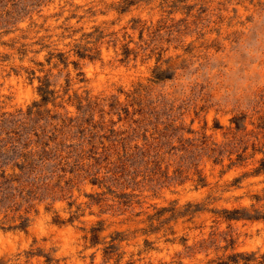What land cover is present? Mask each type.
Listing matches in <instances>:
<instances>
[{
	"label": "rangeland",
	"instance_id": "374dc122",
	"mask_svg": "<svg viewBox=\"0 0 264 264\" xmlns=\"http://www.w3.org/2000/svg\"><path fill=\"white\" fill-rule=\"evenodd\" d=\"M0 264H264V0H0Z\"/></svg>",
	"mask_w": 264,
	"mask_h": 264
}]
</instances>
